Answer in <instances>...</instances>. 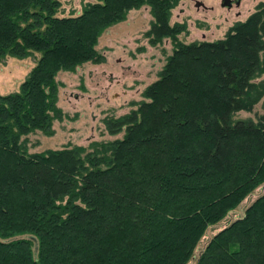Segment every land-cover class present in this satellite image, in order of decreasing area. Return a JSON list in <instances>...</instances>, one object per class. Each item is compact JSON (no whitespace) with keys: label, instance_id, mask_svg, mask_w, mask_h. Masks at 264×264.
Wrapping results in <instances>:
<instances>
[{"label":"trees","instance_id":"16d2710c","mask_svg":"<svg viewBox=\"0 0 264 264\" xmlns=\"http://www.w3.org/2000/svg\"><path fill=\"white\" fill-rule=\"evenodd\" d=\"M181 0H0V64L39 53L19 91L0 94V264H188L209 227L264 185V1L215 41H177ZM148 6L151 45L171 55L143 100L104 123L112 141L30 153L61 120L57 75L97 61L96 44ZM195 264H264V192L214 234Z\"/></svg>","mask_w":264,"mask_h":264},{"label":"rangeland","instance_id":"374dc122","mask_svg":"<svg viewBox=\"0 0 264 264\" xmlns=\"http://www.w3.org/2000/svg\"><path fill=\"white\" fill-rule=\"evenodd\" d=\"M58 16H78L89 4L97 0H59ZM264 0H241L239 6H221L222 0H181L172 9L170 24H182L186 28L177 35V41H215L225 36L231 26L244 21L258 3ZM197 2L201 5L197 6ZM152 16L148 6L132 9L122 21L107 28L98 38V60L85 62L72 72L62 71L57 75L58 100L61 120L52 122V133L35 132L27 136L30 153L63 147H84L92 143L112 141L122 133L111 135L104 123L130 113L135 104L143 100V92L156 81L171 55L174 42L166 38L151 45L145 32L149 30ZM39 53L25 59L6 58L0 64V94L19 91L37 62ZM262 102L250 112H240L239 119H254L263 115ZM264 185L246 198L234 211L217 225L206 231L188 264H195L209 239L229 222L240 217L259 194Z\"/></svg>","mask_w":264,"mask_h":264},{"label":"water","instance_id":"95a60500","mask_svg":"<svg viewBox=\"0 0 264 264\" xmlns=\"http://www.w3.org/2000/svg\"><path fill=\"white\" fill-rule=\"evenodd\" d=\"M241 0H222L221 6L226 8H231L233 5L239 6ZM197 6L201 5V3L197 2Z\"/></svg>","mask_w":264,"mask_h":264}]
</instances>
